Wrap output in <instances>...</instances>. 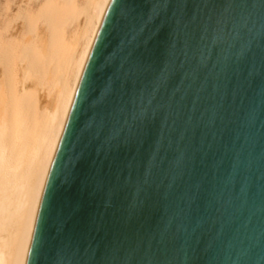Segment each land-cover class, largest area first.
<instances>
[{
	"label": "water",
	"instance_id": "obj_1",
	"mask_svg": "<svg viewBox=\"0 0 264 264\" xmlns=\"http://www.w3.org/2000/svg\"><path fill=\"white\" fill-rule=\"evenodd\" d=\"M25 264H264V0H110Z\"/></svg>",
	"mask_w": 264,
	"mask_h": 264
},
{
	"label": "bare ground",
	"instance_id": "obj_2",
	"mask_svg": "<svg viewBox=\"0 0 264 264\" xmlns=\"http://www.w3.org/2000/svg\"><path fill=\"white\" fill-rule=\"evenodd\" d=\"M29 1H0V264H25L47 176L110 0H50L38 14ZM18 21L25 33L15 36Z\"/></svg>",
	"mask_w": 264,
	"mask_h": 264
},
{
	"label": "rangeland",
	"instance_id": "obj_3",
	"mask_svg": "<svg viewBox=\"0 0 264 264\" xmlns=\"http://www.w3.org/2000/svg\"><path fill=\"white\" fill-rule=\"evenodd\" d=\"M0 1H2V2H7L8 0H0ZM48 1H50V0H30V1L28 2V5L30 6L31 11H32L34 14H38V12H39V10L41 9V7H42L43 5H45ZM61 1H62V0H53V2H54L55 4L61 3ZM79 3H80V5H83L84 0H79ZM15 12H17V7H16V6L14 7V11L10 14V17L8 18V19H9V20H8L9 22H12V16H13V14H14ZM39 23H40V25H41V21H39ZM77 23H78V22H76L75 24H73L72 26H70V27L68 28V36H69V34H70V31L73 30V29L75 28V26L77 25ZM14 25H15V27H14V29H13V31H12V34H13V35L18 36V35L21 34V33H25V28H24V25H23V23H22L21 21H18V22L15 23ZM42 29L44 30V32H45V34H46V36H47L46 39H47L48 44H49V43H50V40H49V32H48V28H47L46 25H44V26L42 27ZM68 36H67V37H68ZM67 39L69 40V37H68ZM0 76H1V70H0ZM42 101H43V102H46L44 98H42ZM45 104H46V103H45Z\"/></svg>",
	"mask_w": 264,
	"mask_h": 264
}]
</instances>
